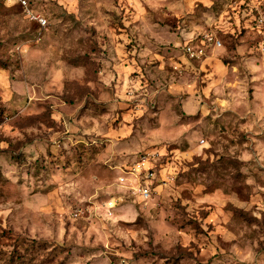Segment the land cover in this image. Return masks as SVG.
Listing matches in <instances>:
<instances>
[{
    "label": "rangeland",
    "instance_id": "rangeland-1",
    "mask_svg": "<svg viewBox=\"0 0 264 264\" xmlns=\"http://www.w3.org/2000/svg\"><path fill=\"white\" fill-rule=\"evenodd\" d=\"M28 1L45 26L0 0V264H264V0Z\"/></svg>",
    "mask_w": 264,
    "mask_h": 264
},
{
    "label": "built area",
    "instance_id": "built-area-1",
    "mask_svg": "<svg viewBox=\"0 0 264 264\" xmlns=\"http://www.w3.org/2000/svg\"><path fill=\"white\" fill-rule=\"evenodd\" d=\"M8 1H10L12 4L20 6L23 9L26 17L30 21L37 23V25L40 26V27H43V26L46 25V19L43 16H41L39 13H35L31 9L28 0H8ZM187 50L189 52H191V48L190 47H188ZM191 53H193V52H191ZM138 191H140V195L143 198H147L149 196V194H150L148 187L139 188Z\"/></svg>",
    "mask_w": 264,
    "mask_h": 264
}]
</instances>
